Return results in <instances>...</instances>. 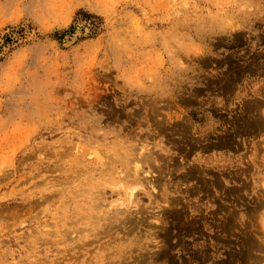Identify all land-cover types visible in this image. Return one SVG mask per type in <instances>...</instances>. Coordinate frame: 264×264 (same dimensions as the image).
Masks as SVG:
<instances>
[{
    "label": "rangeland",
    "instance_id": "obj_1",
    "mask_svg": "<svg viewBox=\"0 0 264 264\" xmlns=\"http://www.w3.org/2000/svg\"><path fill=\"white\" fill-rule=\"evenodd\" d=\"M0 264H264V0H0Z\"/></svg>",
    "mask_w": 264,
    "mask_h": 264
},
{
    "label": "bare ground",
    "instance_id": "obj_2",
    "mask_svg": "<svg viewBox=\"0 0 264 264\" xmlns=\"http://www.w3.org/2000/svg\"><path fill=\"white\" fill-rule=\"evenodd\" d=\"M98 149H95L93 152V154L90 153L91 157H93V159H90L89 161H83V163L85 162V167H93V165L96 164H102L103 160L100 159V157H98ZM155 159L156 157L153 155V153H149V154H144V153H139V155L131 160L132 165V172L130 173V175L132 176V178L130 179V183L132 182V185L129 186V191H128V195H129V203L128 206L126 208H120L117 209L115 208L113 210V215L111 216H101L100 212H99V208L101 206V201L100 202H94L91 200V202H88L86 204H79V206L81 205V209L79 211H77L76 214H74L75 216L80 215L78 218H76V222L81 224L84 223L85 226L82 227L83 229H81V232H85V231H92L96 228L97 225H101L102 227H104V231L105 230H109V227H113V223H117L118 225L123 224L131 221V210L133 208V197L135 195V190L137 189V185L138 183L142 182V178L140 176V172L139 170L141 169V165L142 163H146L148 161V159ZM86 167V168H87ZM61 176L59 177H55L56 178V182L54 184L49 185L48 186V190L52 191L54 190V192H58L59 191V187L60 186V190L63 191L65 190V185H67L68 183H73V177L75 176L76 172L73 171L72 169H67V167L64 168L63 172H61ZM116 185L121 186L122 183H117ZM47 188V187H46ZM52 193V192H51ZM110 211L112 209H109ZM104 220H108V221H104ZM54 230L49 229H43V230H35V229H31V233H30V237H34L35 238V242L38 240H46L48 242H52V240L56 241L60 238L61 233H63L62 231H60L58 229V225L55 223L54 225ZM79 230V229H78ZM37 234H36V233ZM65 232V231H64ZM35 233V234H34ZM90 234V233H88ZM57 238V239H54ZM78 237H81V235ZM166 258V254L165 253H159L157 255V261H164ZM151 262V261H149Z\"/></svg>",
    "mask_w": 264,
    "mask_h": 264
}]
</instances>
